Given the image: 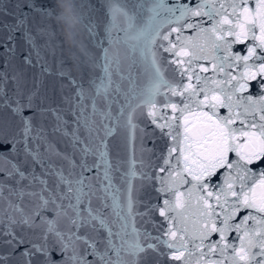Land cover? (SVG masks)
Instances as JSON below:
<instances>
[{
  "label": "snow or ice",
  "instance_id": "6c2138e0",
  "mask_svg": "<svg viewBox=\"0 0 264 264\" xmlns=\"http://www.w3.org/2000/svg\"><path fill=\"white\" fill-rule=\"evenodd\" d=\"M76 7L0 0V264H264V0Z\"/></svg>",
  "mask_w": 264,
  "mask_h": 264
},
{
  "label": "clouds",
  "instance_id": "9594fccd",
  "mask_svg": "<svg viewBox=\"0 0 264 264\" xmlns=\"http://www.w3.org/2000/svg\"><path fill=\"white\" fill-rule=\"evenodd\" d=\"M58 11L63 17L62 23L65 25V36L69 46L76 47L81 50L83 41L75 43V36L79 34L84 35L83 26L80 23L79 10L76 7V0H57Z\"/></svg>",
  "mask_w": 264,
  "mask_h": 264
},
{
  "label": "water",
  "instance_id": "95a60500",
  "mask_svg": "<svg viewBox=\"0 0 264 264\" xmlns=\"http://www.w3.org/2000/svg\"><path fill=\"white\" fill-rule=\"evenodd\" d=\"M13 2H14V0H13ZM3 22H11V17H0V23H3ZM64 27H65V25H64ZM0 35H2V33H0ZM69 55H72V47L71 46H69ZM2 57H3V49L0 48V63H2ZM261 167H264V165H261Z\"/></svg>",
  "mask_w": 264,
  "mask_h": 264
}]
</instances>
